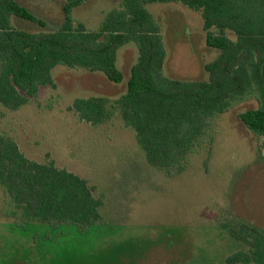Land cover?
Segmentation results:
<instances>
[{"label":"rangeland","instance_id":"1","mask_svg":"<svg viewBox=\"0 0 264 264\" xmlns=\"http://www.w3.org/2000/svg\"><path fill=\"white\" fill-rule=\"evenodd\" d=\"M17 1L44 26L13 16L15 28H60L63 0ZM117 5L118 0H88L73 8L72 17L94 30ZM146 7L160 26L164 75L206 80L203 65L219 50L205 44L200 12L179 2ZM137 54L133 41L118 49L121 82L57 64L50 71L54 85L40 86L18 109L0 105V132L26 157L52 160L85 178L102 199L101 222L83 230L73 226L45 233L23 229L6 217L2 198L0 264H222L237 244L217 226V218L231 211L264 228V151L257 157L256 137L238 116L257 106L254 98L232 103L215 117L209 147L192 154L186 168L174 176L147 163L134 130L117 109L98 124L80 120L70 109L77 97L122 95Z\"/></svg>","mask_w":264,"mask_h":264},{"label":"trees","instance_id":"2","mask_svg":"<svg viewBox=\"0 0 264 264\" xmlns=\"http://www.w3.org/2000/svg\"><path fill=\"white\" fill-rule=\"evenodd\" d=\"M88 0H63L60 28L29 32L15 28L12 17L44 21L17 0H0V105L18 109L40 86L54 85L57 64L100 72L121 82L118 49L133 41L137 59L130 67L126 91L117 98L77 97L70 104L80 120L101 123L117 109L149 165L168 176L181 173L192 154L212 142V121L248 97L257 106L238 116L256 137V154L264 151V0H118L91 30L72 17ZM179 2L200 12L205 44L219 54L204 63L206 80L164 75L166 51L160 26L146 5ZM227 31L234 36L231 37ZM85 178L57 167L52 160L26 157L17 143L0 132V203L6 217L45 233L60 228L85 229L102 221V199ZM237 245L222 264H264V228L228 211L216 222ZM26 226V227H25ZM222 232V233H223Z\"/></svg>","mask_w":264,"mask_h":264}]
</instances>
